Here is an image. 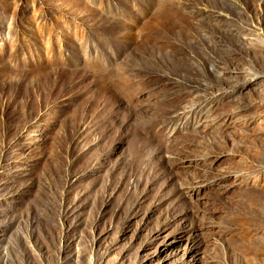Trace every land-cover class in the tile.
I'll return each instance as SVG.
<instances>
[{"label":"rangeland","instance_id":"obj_1","mask_svg":"<svg viewBox=\"0 0 264 264\" xmlns=\"http://www.w3.org/2000/svg\"><path fill=\"white\" fill-rule=\"evenodd\" d=\"M0 264H264V0H0Z\"/></svg>","mask_w":264,"mask_h":264}]
</instances>
